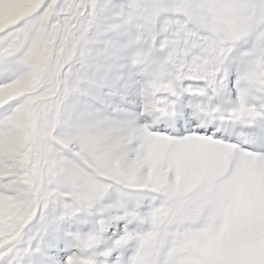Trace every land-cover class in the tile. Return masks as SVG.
Wrapping results in <instances>:
<instances>
[{"label":"rangeland","instance_id":"rangeland-1","mask_svg":"<svg viewBox=\"0 0 264 264\" xmlns=\"http://www.w3.org/2000/svg\"><path fill=\"white\" fill-rule=\"evenodd\" d=\"M38 2L0 0V33ZM156 4L168 6L146 7ZM137 31L153 54L141 56L136 72L128 56ZM8 35L7 44L0 37V248L14 244L24 264L41 256L63 264H264V156L241 153L225 179L235 143L150 130L181 100L191 108L211 99H201L206 72L227 66L238 86V46L242 77L264 88V0H96L85 43L75 12ZM215 103L222 107L212 109L214 119L230 120L238 133L258 115L236 88ZM85 104L133 122L128 142L138 147L132 156L119 145L101 153L98 137H82L75 154L95 161L84 160L94 175L78 169L86 189L73 195L61 191L62 153L73 146L64 129ZM255 123L264 129V118ZM113 183L122 187L110 202ZM143 193L153 197L147 208ZM82 215L96 217L91 230L75 226ZM58 236L85 246L58 258L46 242Z\"/></svg>","mask_w":264,"mask_h":264},{"label":"snow or ice","instance_id":"snow-or-ice-1","mask_svg":"<svg viewBox=\"0 0 264 264\" xmlns=\"http://www.w3.org/2000/svg\"><path fill=\"white\" fill-rule=\"evenodd\" d=\"M166 4H156L146 6L149 10L167 7ZM96 8V0H39L33 6L30 16L26 17L20 24L13 25L6 29L4 33H0V37H8L5 44L11 37L9 33L19 29L30 27L37 24H43L45 21L55 19L59 15L70 14L75 12L79 21L80 32L83 33V41L86 42V35L92 23V17ZM188 15L195 19V8L193 5L187 7ZM161 21L165 19L164 15L159 18ZM15 68H8L7 71H14ZM227 73V74H225ZM225 78L221 80V76ZM204 86L206 87L205 97L209 95L211 99L207 103L193 105L191 108H185L186 100H181L177 106V110L171 114H165L161 120L150 130L168 135L176 139H182L190 135L207 136L213 139H219L225 143H235L237 145V153L234 154L231 164L224 178L232 175L236 161L241 153H258L264 156V129L256 127V121L264 118V88H257L255 80L252 76L245 75L241 78L239 85L229 83V71L227 66H222L221 73L212 74L205 73ZM233 88L237 90V100L245 103L251 101L259 105L258 115H251L247 118L248 131L235 132L233 127L224 126L222 123L215 122L212 109L215 107L217 111L222 107L215 103L216 99L224 92H231ZM235 103V102H234ZM191 112V118H190ZM251 149V150H249ZM0 264H24L19 256L18 248L14 244H8L0 248Z\"/></svg>","mask_w":264,"mask_h":264},{"label":"clouds","instance_id":"clouds-1","mask_svg":"<svg viewBox=\"0 0 264 264\" xmlns=\"http://www.w3.org/2000/svg\"><path fill=\"white\" fill-rule=\"evenodd\" d=\"M134 43L138 46L129 53L128 62L131 68L137 72L138 69L136 62L141 56L151 55L153 53L150 46L142 39L141 34L138 31ZM243 51V46H238L235 55L236 60L238 61L237 80L241 79L245 70L246 58L241 55ZM156 55L162 56L163 53H156ZM131 126H133V122L124 121L118 115H114L107 109L96 107L92 104H85L78 111L74 112L71 117L70 126L64 129L65 133L73 140V146L62 153L66 159L62 165L63 171L60 176L61 191L75 195L86 189V178L82 173L78 172V169L80 168H83L84 172H87L89 175H94L93 170L85 165L84 160L87 159L88 164H93L95 161L91 157L75 154V149L80 143L82 137H98V150L101 153L119 145L120 152L132 156L135 154L138 144L135 141L128 142V129ZM95 178L102 179L98 176ZM121 187V185L113 183L107 200L110 202L118 200ZM138 199L142 207L147 208L153 197L150 193H143ZM95 219V216L82 215L81 217L76 218L75 226L80 229L87 227L91 230V228L94 227ZM115 226L116 224H113V227ZM139 227H141V225H134L133 230Z\"/></svg>","mask_w":264,"mask_h":264},{"label":"bare ground","instance_id":"bare-ground-1","mask_svg":"<svg viewBox=\"0 0 264 264\" xmlns=\"http://www.w3.org/2000/svg\"><path fill=\"white\" fill-rule=\"evenodd\" d=\"M90 75V74H89ZM132 106V105H131ZM162 117V116H161ZM215 120V122H218V123H222L224 126H228V127H232L231 125H230V123H231V121L230 120H224L223 118H215L214 119ZM159 134H162V133H159ZM60 236H58V238H59ZM62 238L60 237V239H57L56 238V240L57 241H55V242H51V240L50 239H46V242L51 246V249L50 250H52L53 249V251H54V253L58 256V258H60V256L64 253V256H65V258L69 255V254H72V253H76V251L75 252H73V250H72V248H74L75 250H79V249H81V248H83L85 245L83 244V241L82 240H78V239H74L73 241L74 242H67V243H65L64 241H60ZM55 240V239H54ZM63 240V239H62ZM68 241V240H67ZM71 241V240H70ZM46 244V243H45ZM72 245H74V246H72ZM72 246V247H71ZM80 253V252H79ZM45 255V254H44ZM46 256V255H45ZM40 258H44V257H39V259L38 260H36L37 262L35 263V261H34V263L35 264H58V261L60 260H57V262L55 261V262H51L50 260H47L46 258L44 259L45 261H40L39 262V260H40ZM48 258V257H47ZM64 258V257H63ZM82 258H83V256H82ZM32 261V260H31ZM61 262H60V264H63V262L65 263V261L66 260H64V261H62V260H60ZM33 263V264H34ZM76 264H78V263H76Z\"/></svg>","mask_w":264,"mask_h":264}]
</instances>
